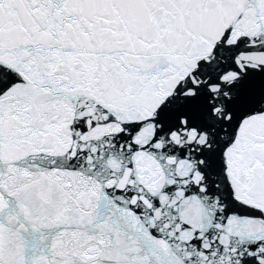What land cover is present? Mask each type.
<instances>
[{"label": "snow or ice", "instance_id": "1", "mask_svg": "<svg viewBox=\"0 0 264 264\" xmlns=\"http://www.w3.org/2000/svg\"><path fill=\"white\" fill-rule=\"evenodd\" d=\"M0 264H264V0H0Z\"/></svg>", "mask_w": 264, "mask_h": 264}]
</instances>
